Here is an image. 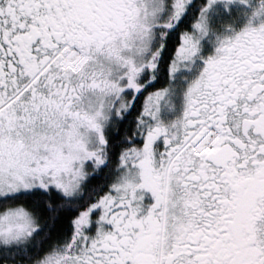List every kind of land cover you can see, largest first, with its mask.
<instances>
[{
  "label": "snow or ice",
  "instance_id": "obj_1",
  "mask_svg": "<svg viewBox=\"0 0 264 264\" xmlns=\"http://www.w3.org/2000/svg\"><path fill=\"white\" fill-rule=\"evenodd\" d=\"M0 264H264V0H0Z\"/></svg>",
  "mask_w": 264,
  "mask_h": 264
}]
</instances>
